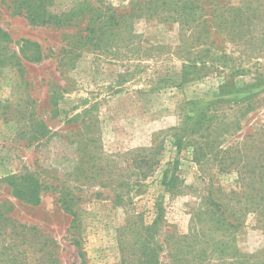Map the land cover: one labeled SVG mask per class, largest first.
<instances>
[{"label": "rangeland", "instance_id": "1", "mask_svg": "<svg viewBox=\"0 0 264 264\" xmlns=\"http://www.w3.org/2000/svg\"><path fill=\"white\" fill-rule=\"evenodd\" d=\"M88 1L0 0V264H264V0Z\"/></svg>", "mask_w": 264, "mask_h": 264}, {"label": "trees", "instance_id": "2", "mask_svg": "<svg viewBox=\"0 0 264 264\" xmlns=\"http://www.w3.org/2000/svg\"><path fill=\"white\" fill-rule=\"evenodd\" d=\"M84 2L79 3L78 8H72L70 11L66 12H56L53 7L56 6L54 0H11V4L15 11L23 13L28 20L36 25H48V24H55L57 26L69 25L72 24L74 20H76L75 15L82 16L86 18V31L89 30L90 34L95 32L96 26L103 21V10L105 5L102 3L94 4L91 2ZM101 2V0H99ZM142 3L144 8L150 9V6H155V0H143ZM181 3L179 7L186 6L185 0L178 2ZM195 2H190V4ZM195 6V4H192ZM79 10V14L73 13L75 10ZM66 14V16H63ZM88 17V18H87ZM112 15L110 18H113ZM85 21V20H84ZM92 29V30H90ZM97 31V30H96ZM7 35V33H5ZM86 38V37H85ZM171 180V179H170ZM169 180V181H170ZM63 203L65 205V209L67 211H72V200L69 199L66 195L61 196ZM77 247L79 248V243L77 242ZM84 254H80L83 257ZM84 258V257H83Z\"/></svg>", "mask_w": 264, "mask_h": 264}]
</instances>
